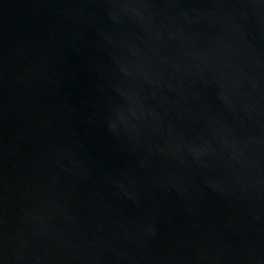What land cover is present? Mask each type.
Returning <instances> with one entry per match:
<instances>
[{"label":"water","instance_id":"1","mask_svg":"<svg viewBox=\"0 0 264 264\" xmlns=\"http://www.w3.org/2000/svg\"><path fill=\"white\" fill-rule=\"evenodd\" d=\"M0 264H264V0H0Z\"/></svg>","mask_w":264,"mask_h":264}]
</instances>
